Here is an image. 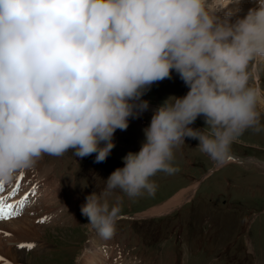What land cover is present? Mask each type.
Instances as JSON below:
<instances>
[{
  "label": "clouds",
  "instance_id": "1",
  "mask_svg": "<svg viewBox=\"0 0 264 264\" xmlns=\"http://www.w3.org/2000/svg\"><path fill=\"white\" fill-rule=\"evenodd\" d=\"M173 71L187 94L158 107L139 152L81 206L102 239L122 214V197H107L154 195L152 177L179 171L174 149L185 137L224 162L246 131L264 129V88L254 83L264 72V0L246 12L242 0H0V181L45 154L105 161L116 130ZM201 116L205 127H190Z\"/></svg>",
  "mask_w": 264,
  "mask_h": 264
},
{
  "label": "rangeland",
  "instance_id": "2",
  "mask_svg": "<svg viewBox=\"0 0 264 264\" xmlns=\"http://www.w3.org/2000/svg\"><path fill=\"white\" fill-rule=\"evenodd\" d=\"M254 83L264 88V72ZM188 90L175 71L170 79L154 83L142 97L151 109L129 118L126 130H116L115 147L109 156L123 161L128 152H139L145 140L143 130L157 110L154 108L169 97L186 95ZM190 127L204 128V118L198 117ZM198 144L197 139L185 137L176 146L174 165L179 171L172 175L158 172L152 177L156 184L154 195L145 193L130 199L117 189L107 197L110 203L122 197L116 232L107 240L90 230L88 218L81 213L86 197L102 192L111 174L95 161L96 154L83 158L72 151L62 156L45 154L35 169L19 171L12 182L4 183L0 199L9 192L12 195L7 200L28 191L29 199L34 202L36 176L31 173L47 167L49 177L59 185L60 198L55 205L64 217L55 221L36 220L44 225V232L37 238L43 245L41 250H25L31 264H80L94 235L99 236L97 243L105 250L113 248L112 264L120 258L136 264H185L184 245L189 252L186 264H264V165L239 163L228 157L224 162H214L199 151ZM230 153L264 161V129L246 131L231 146ZM21 172L27 180L23 192L20 183L15 190L10 188L16 181H22ZM180 194L184 200L170 212L140 216ZM32 200H25L16 211L25 212ZM39 200L42 202L41 197Z\"/></svg>",
  "mask_w": 264,
  "mask_h": 264
},
{
  "label": "bare ground",
  "instance_id": "3",
  "mask_svg": "<svg viewBox=\"0 0 264 264\" xmlns=\"http://www.w3.org/2000/svg\"><path fill=\"white\" fill-rule=\"evenodd\" d=\"M252 6L253 0H242V7L245 12ZM48 172V168L44 167L43 169H41V171L37 170L31 173L36 176L35 191L32 195L34 202L32 199H29L28 191L22 193L21 195L11 197L9 201H6V199L9 195L11 196L12 194H9L10 192H7L8 194L4 195V200H2V202L4 204L13 205L12 211L14 213H18V215H13L11 218L7 219H0V264H31V261L30 259H28L25 250L32 249L33 251H36L43 245L37 242L39 241L37 240V238H39V234L44 232V225L40 224L39 222L36 223V220L45 219V221H55L57 220V218L63 217L60 208H57L55 205L57 200L60 198V188L58 183L54 182L49 177ZM26 182L27 180L22 178V181H16L12 185L10 184V188L15 190L16 185L20 183L19 186L21 191L23 192L25 190L23 185ZM40 197L42 202L39 200ZM25 200H32V204L25 209V212L20 209L16 211V207L22 206L23 203H21V201L24 202ZM183 200L184 198L180 194L178 197L173 198L167 204L155 207L154 209H151L150 211H147L140 216L152 217L157 214L159 215L162 213L170 212L174 207H177L179 203L181 204ZM32 212H39V214L35 215L34 213L32 215L30 214ZM98 237V235H94L91 237L90 243L87 245V248H85L86 251L80 258V264H108L112 262V257L114 256L113 248H109V251L105 250L102 245H99L97 243ZM29 243L33 244L34 247H19V245L21 244ZM113 264L136 263H134V261L120 258L119 260L113 262Z\"/></svg>",
  "mask_w": 264,
  "mask_h": 264
},
{
  "label": "water",
  "instance_id": "4",
  "mask_svg": "<svg viewBox=\"0 0 264 264\" xmlns=\"http://www.w3.org/2000/svg\"><path fill=\"white\" fill-rule=\"evenodd\" d=\"M147 109H151V108H147ZM155 109H158V108H155ZM228 158L233 159L234 161L239 162V163H259V164L264 165V161L256 157H251V156L241 157V156L229 153ZM100 164L104 167L106 171L110 173H112L117 168L124 167V162L113 156H108L107 159L103 162H100Z\"/></svg>",
  "mask_w": 264,
  "mask_h": 264
},
{
  "label": "snow or ice",
  "instance_id": "5",
  "mask_svg": "<svg viewBox=\"0 0 264 264\" xmlns=\"http://www.w3.org/2000/svg\"><path fill=\"white\" fill-rule=\"evenodd\" d=\"M21 178H23V173L21 172L20 174ZM4 187V182L0 181V189H2ZM18 187V185H17ZM12 194V193H10ZM21 203H23V201H21ZM13 205L11 204H4L2 202V200H0V219H7V218H11L13 215H18V213H14L12 211ZM43 222V221H41ZM19 247L21 248H32L34 247L33 244L29 243V244H21L19 245Z\"/></svg>",
  "mask_w": 264,
  "mask_h": 264
},
{
  "label": "flooded vegetation",
  "instance_id": "6",
  "mask_svg": "<svg viewBox=\"0 0 264 264\" xmlns=\"http://www.w3.org/2000/svg\"><path fill=\"white\" fill-rule=\"evenodd\" d=\"M156 108H158V107H156Z\"/></svg>",
  "mask_w": 264,
  "mask_h": 264
}]
</instances>
